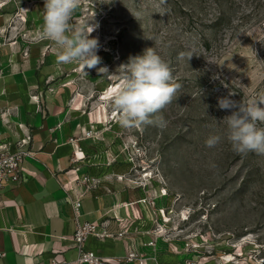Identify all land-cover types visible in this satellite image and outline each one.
<instances>
[{"label": "rangeland", "instance_id": "374dc122", "mask_svg": "<svg viewBox=\"0 0 264 264\" xmlns=\"http://www.w3.org/2000/svg\"><path fill=\"white\" fill-rule=\"evenodd\" d=\"M44 2L29 0L28 8ZM71 24L95 26L89 38L99 44L100 63L87 74L74 62L80 104L92 118L87 135L93 131L102 157L95 162L105 164L97 169L127 175L150 206L165 210V235L188 254L180 264H264V154L232 149L224 118L235 109L219 107L221 98L264 97V0H82ZM148 48L181 87L152 124L124 126L112 103L120 78L98 69L118 74ZM213 135L221 140L207 147Z\"/></svg>", "mask_w": 264, "mask_h": 264}, {"label": "crops", "instance_id": "0c3cea01", "mask_svg": "<svg viewBox=\"0 0 264 264\" xmlns=\"http://www.w3.org/2000/svg\"><path fill=\"white\" fill-rule=\"evenodd\" d=\"M28 3L11 0L0 9V139L17 142L28 134L31 141L26 148L33 152L23 161L21 182L0 190V252L5 253L0 264H52L54 258L75 264L77 219L70 203L73 192L65 186L76 185L77 178L88 174L100 176L102 183L82 198L78 221H108L110 233L126 231L121 238L91 236L89 249L106 257L135 250L146 256V264H159L156 259L183 263L188 254L170 235L149 245L160 220L157 209L162 207L140 202L141 189L116 179L105 166L97 169L98 163L105 164L95 162L102 157L94 155L96 140L87 135L92 118L80 104L75 63L57 62L55 46L42 36L43 5L31 10ZM21 8L27 11V23L16 26L13 18ZM36 34L41 37L33 38ZM3 110L10 112L12 126L2 122ZM79 147L85 153L80 160Z\"/></svg>", "mask_w": 264, "mask_h": 264}, {"label": "clouds", "instance_id": "9594fccd", "mask_svg": "<svg viewBox=\"0 0 264 264\" xmlns=\"http://www.w3.org/2000/svg\"><path fill=\"white\" fill-rule=\"evenodd\" d=\"M81 2L45 0L42 36L58 47V63L75 62L82 65L85 72V68H95L100 63V57L97 55L98 40L89 38L95 26L88 24L86 29L72 27L73 14ZM184 55L179 53L178 59ZM191 57L189 55L188 60ZM98 72L105 76L118 75L120 78V87L115 91L112 103L124 126L152 124L155 114L173 101L181 87L174 81L170 64L154 48L146 49L143 55L130 57L128 63L119 66L118 74H109L106 67L99 68ZM262 105L264 97L249 103H237L228 98L219 100L221 109H235L224 118L226 138L235 152L264 154V128L257 126V122L264 123ZM220 140L219 135H213L205 143L211 148Z\"/></svg>", "mask_w": 264, "mask_h": 264}, {"label": "built area", "instance_id": "2783aa9c", "mask_svg": "<svg viewBox=\"0 0 264 264\" xmlns=\"http://www.w3.org/2000/svg\"><path fill=\"white\" fill-rule=\"evenodd\" d=\"M10 1L11 0H0V9H2ZM16 19L21 20L24 24H26L27 11L24 10L23 8L17 10L13 18V22ZM24 37L28 41L32 40L28 33H24ZM24 54L26 56L29 55L28 47H26V49L24 50ZM2 77H3V69L1 68V62H0V79ZM51 91L54 90L51 89ZM9 113L10 112L8 110L1 111V119L5 125L12 126L9 119ZM94 135H93V131L88 133V136L95 137ZM30 141H31V137L28 134H26L25 137L20 138L17 142H12L11 140L8 139H0V190L3 189L9 183L21 182L23 161L25 158L33 156V152L26 148V146L30 143ZM84 157H85V153L82 150V148L79 147L78 152L76 154V158L80 160ZM118 179L121 181L130 180L127 177V175L121 176ZM101 183H102V178L100 176L88 174L77 178L76 185L71 187H69L68 185L65 186L67 191L73 192L70 203L74 210L75 218L77 219V226L75 233L73 235L75 245L78 249V257L74 261L75 264H130V263L146 264V260H147L146 256L135 250H131L125 256L106 257L100 255L95 250L88 248L87 244L91 236H95L96 238L103 240L109 237L121 238L126 234V231L124 230L120 231L118 234L110 233L107 230V226L109 224L108 221H104L101 223H97V222L80 223L78 221V218L80 216V209L82 207V198L85 196L87 192L98 189ZM78 189H80L79 192L77 191ZM161 195L164 196V194ZM140 202L149 203L146 197L142 198ZM151 206L155 208V202H153V205ZM164 211L163 208L157 209L156 214L160 220H157V222L155 223V227L152 230L155 239L149 242V245L151 246H156L157 240L160 237L166 236L164 224L167 223L169 220L168 219L166 220L165 213H163ZM159 212L161 214L163 213V216H161ZM99 227H102L103 229L100 231ZM185 246H186L185 249L188 250L190 244L187 242ZM4 256L5 253L0 252V259ZM156 260L158 261L159 264H163L160 263L158 259ZM52 264H71V262L65 259L54 258L52 260Z\"/></svg>", "mask_w": 264, "mask_h": 264}]
</instances>
